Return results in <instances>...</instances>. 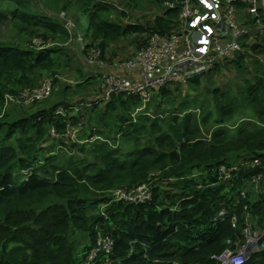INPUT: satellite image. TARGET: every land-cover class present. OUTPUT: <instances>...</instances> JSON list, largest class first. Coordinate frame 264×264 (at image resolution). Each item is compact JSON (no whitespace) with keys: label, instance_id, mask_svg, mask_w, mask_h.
<instances>
[{"label":"trees","instance_id":"1","mask_svg":"<svg viewBox=\"0 0 264 264\" xmlns=\"http://www.w3.org/2000/svg\"><path fill=\"white\" fill-rule=\"evenodd\" d=\"M42 1L55 12L74 8L86 17L87 41L79 30L73 33L78 44L73 57L86 66L74 67L75 77L68 79L63 74L69 63L60 56L63 46L0 43V104L5 92L18 98L25 88L38 87L35 77L43 73L52 80L48 100L21 102L16 106L21 110L11 104L0 117V264H76L85 261L99 235L109 237L112 249L100 251L94 264L105 258L110 264H214L213 255L242 240L246 221L254 229L262 226L264 66L257 55L264 57V35L249 43L244 39L245 51L217 63L208 75L231 67L236 85L215 86L205 98L191 101L185 98L187 91L176 105L173 95L179 86H165L152 90L151 100L139 109L138 96L100 98L101 66L132 57L155 32L178 30L179 8L164 5L172 0H120L133 10L159 9L145 25L110 20L108 12L116 6L108 0ZM24 6L36 8L28 0H0V20L7 15L19 20L43 42L63 39L66 30L60 21ZM236 6L242 24L264 23V8L255 16L246 5ZM125 39L136 50L122 59L117 49ZM93 55L96 62L88 63ZM200 82L195 77L180 86ZM198 100L199 108L189 110ZM100 104L98 115L112 120L103 121L106 131L89 130L86 143L63 135L67 126L83 127L84 114L94 113ZM59 107L62 112L56 113ZM221 165L236 170L223 178ZM257 175L261 178L255 188L248 180ZM141 183L149 184L150 200L129 203L112 196L118 188ZM247 264H264V247Z\"/></svg>","mask_w":264,"mask_h":264},{"label":"built area","instance_id":"2","mask_svg":"<svg viewBox=\"0 0 264 264\" xmlns=\"http://www.w3.org/2000/svg\"><path fill=\"white\" fill-rule=\"evenodd\" d=\"M237 4L246 5L249 14L257 16V12L264 8V0H172L165 1L166 8H179L178 30L162 35L155 32L148 39L145 47L139 49L132 57L106 63L101 66L100 98L108 101L113 95L124 94L138 96L142 101V109L151 100L154 92L161 87L183 85L195 77L199 79L208 76L217 63L234 58L245 51L243 46L255 35H264V23L257 20L254 24H242ZM245 14V13H243ZM76 39L84 50V42L80 35ZM92 53V52H91ZM93 57L87 58L88 63L96 62ZM264 66V57L257 55ZM52 80L44 79L38 87L25 88L19 96L23 104H30L34 100L44 98L50 91ZM59 107L56 113H61ZM81 125L67 126L63 134L72 140H77V133ZM51 134L59 136L54 130ZM256 162V161H255ZM236 166L221 165L219 173L223 178H230ZM261 176H253L248 182L258 188ZM112 196L117 200L128 202H143L151 197L149 184L142 183L131 188H118ZM245 196V191L241 192ZM224 211L218 213L222 217ZM248 218V215H246ZM237 218H231V224L236 226ZM244 241L236 250L224 249L214 255V264H244L252 253L264 245V221L262 226L253 228L246 221L243 228ZM112 241L108 236H98L97 244L86 257L87 264H94L100 251L109 252ZM103 264H110L105 258Z\"/></svg>","mask_w":264,"mask_h":264},{"label":"rangeland","instance_id":"3","mask_svg":"<svg viewBox=\"0 0 264 264\" xmlns=\"http://www.w3.org/2000/svg\"><path fill=\"white\" fill-rule=\"evenodd\" d=\"M28 1L29 2L31 1L36 6V8L33 9L35 12H40L42 15H45L49 17L50 19H53V20L57 19L56 21H60L62 23L63 29L66 30V33L62 35L63 39L60 38L59 36L58 41L56 39H51V40H48V42H43L41 38L31 36L29 34V32L30 33L32 32V29H33L32 27L24 25L19 20L12 19L9 15H7L6 17L7 19L0 20V43L9 42V43H13L14 45H21L24 48L29 47V46H34L35 48L38 47L37 49H40L43 47H49V46L52 47L55 45L63 46L65 50L63 51L62 54H60L61 59L62 61L64 60V63L65 61H68L69 63L68 68L65 69L66 74H63V75H65L68 79L74 78L75 77V75L73 74V72L75 73L74 67L76 68L77 65H80V68L84 69L86 65L82 61H80V59L74 58L75 56L73 57L74 51L76 52V49L78 50V44L74 40L73 33L75 32L77 33V30H79L84 41H87L84 35L86 25H87L86 17L80 13H77L74 10V8H70L67 11L57 10L55 12L50 7H48V5L42 0H28ZM108 1H110L113 6H116L115 7L116 9H114L113 7V9L108 12L109 19L113 21H118L122 24H125L126 22H138V23L140 22L143 25H145L148 20L152 19V15L160 13V10L153 8V6L152 7L146 6V8H143V9L133 10L132 7L120 4V0H108ZM24 10L32 11V13L34 12L28 6H24ZM121 10L125 11L126 13L125 16H121V13H119V11ZM129 40L130 39L122 40L123 43L119 44L120 47L119 49H117V53H119V56L117 57L124 59L125 57H127V55H129L128 52L130 50L132 49L136 50V48L133 47L129 43ZM140 40L141 39H139V41ZM137 43L138 42H135V46ZM139 49H137L135 53ZM64 55L68 56L70 59L65 58ZM78 55H80L79 52H78ZM70 64L72 65L71 67H70ZM95 74H96L95 72L92 73V75H95ZM235 76H236V70H234L231 67L230 68L226 67V68H223V70H221L220 72L215 73L209 79H208V76L201 78L200 85L198 86L196 85L197 87L196 86L192 87L188 85L179 86L178 90L173 95L176 100L174 104L176 105V103L180 101L183 93L187 91H188L187 93L188 96H185V98L191 101L193 100L194 97H199L200 99L205 98L204 96H206L207 91L212 89L215 86L220 87L222 89V87L223 88L225 87L224 85H228L231 82H233L234 85H236L239 82L235 83L236 82V80H234L236 79ZM45 77L46 76L44 75V73L42 75H39L38 77H35V82H36L35 86L39 84V82H42ZM95 89H97V87ZM51 90L52 88L50 89L49 93L44 98L41 99V101L43 100L46 101L50 98ZM11 104H13L15 107L18 106V104H21V102L19 101V97L15 98L13 96V93L5 92L3 102L0 104V108H1L0 117L1 115L4 114V112H6L7 108L11 107ZM103 104H100L98 106V109L94 113L92 114L85 113L81 120V121H84L85 124L79 131L81 135L80 139L82 138V140H86V141H81L79 140V138L78 140H74V141H78V143H86L88 141L87 136L89 135L87 132L89 130L106 131V128L102 126V124L104 123L103 121H106L107 119V121L112 122V120L109 118H104L103 120V118L98 115L103 110V107H102ZM199 106H200V101L198 100L197 102L190 103L188 107H190L189 110L196 111L199 108ZM16 108L21 110V108L19 107H16ZM26 108L27 106H25V109ZM137 111L138 109H136L135 112ZM155 113L156 112L150 109L148 111V114H151V115H155ZM205 134L208 137V133H205ZM98 137L99 136L95 134V137H92V138L97 139ZM75 153L78 154L80 157L83 156V154L79 153L76 149H75ZM99 208H101V206ZM78 261H81V262H77L76 264H86L84 260L79 259Z\"/></svg>","mask_w":264,"mask_h":264},{"label":"clouds","instance_id":"4","mask_svg":"<svg viewBox=\"0 0 264 264\" xmlns=\"http://www.w3.org/2000/svg\"><path fill=\"white\" fill-rule=\"evenodd\" d=\"M189 82V81H188ZM184 85V84H183ZM176 86H180V85H175V86H169V87H176ZM146 106V105H145ZM142 184V183H141ZM140 185V184H139ZM151 197H152V192H151ZM151 197L148 199V200H150L151 199ZM125 202H128V201H125ZM144 202V201H143ZM129 203H138V202H129ZM102 207L103 206H101V208L100 209H102ZM244 228V227H243ZM244 239H245V237H244V233H243V238H242V240H238L236 243H235V247L234 248H231V247H226V248H229V249H231V250H236V248L239 246V245H241V243L244 241ZM96 244H97V242H96ZM264 247V245L263 246H261L260 247V249L258 250V251H256V252H254V253H252L251 254V256H250V258L244 263V264H247L248 262H249V260L251 259V257H252V255L253 254H255V253H257V252H260L261 251V249ZM93 248H95V246L94 247H92V249ZM225 248V249H226ZM91 249V250H92ZM90 250V251H91ZM224 250V249H223ZM89 254V253H88ZM87 254V255H88ZM214 256V255H213ZM213 256H212V258H213ZM87 257V256H86ZM214 259V258H213ZM85 262H86V258H85ZM214 263H215V259H214ZM86 264H87V262H86Z\"/></svg>","mask_w":264,"mask_h":264}]
</instances>
